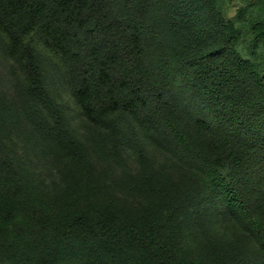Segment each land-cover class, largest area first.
<instances>
[{"label":"trees","instance_id":"trees-1","mask_svg":"<svg viewBox=\"0 0 264 264\" xmlns=\"http://www.w3.org/2000/svg\"><path fill=\"white\" fill-rule=\"evenodd\" d=\"M0 50V264H264V0H0Z\"/></svg>","mask_w":264,"mask_h":264},{"label":"rangeland","instance_id":"rangeland-1","mask_svg":"<svg viewBox=\"0 0 264 264\" xmlns=\"http://www.w3.org/2000/svg\"><path fill=\"white\" fill-rule=\"evenodd\" d=\"M239 6V2L235 1L228 9V15L233 16ZM0 76L3 82V87L11 94V82L8 75V65L5 64V59L3 58L2 52L0 50ZM51 89L55 93L57 99L63 104L68 117L70 118L72 126L76 128L77 131H82L81 118L78 112V108L68 90V88L60 81L52 79ZM26 131V130H24ZM18 148L21 155L24 157V161L34 166L33 171L38 172L42 176H46L47 172L42 168V162L37 156L25 146L24 141L18 140Z\"/></svg>","mask_w":264,"mask_h":264}]
</instances>
